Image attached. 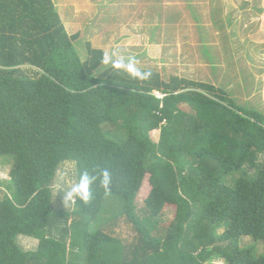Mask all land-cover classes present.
Wrapping results in <instances>:
<instances>
[{
	"label": "trees",
	"instance_id": "1",
	"mask_svg": "<svg viewBox=\"0 0 264 264\" xmlns=\"http://www.w3.org/2000/svg\"><path fill=\"white\" fill-rule=\"evenodd\" d=\"M251 40L264 42V6ZM78 45L52 0H0V160H10L0 179V264H264L255 245L264 246V113L213 83L100 70L104 51L88 44L83 59ZM262 91L264 100V80ZM65 161L77 180L110 168L111 196L97 184L91 205L54 210ZM246 165L252 175L223 182ZM109 206L138 234L134 247L98 226ZM166 207L175 211L165 221ZM20 234L36 248L23 249Z\"/></svg>",
	"mask_w": 264,
	"mask_h": 264
},
{
	"label": "rangeland",
	"instance_id": "2",
	"mask_svg": "<svg viewBox=\"0 0 264 264\" xmlns=\"http://www.w3.org/2000/svg\"><path fill=\"white\" fill-rule=\"evenodd\" d=\"M69 34L78 33L79 51L84 59L89 55L87 45L104 52H119L135 56L142 70L157 72L163 79L171 76L222 86L237 103L256 108L264 113V42L254 43L251 35L263 21L264 0H52ZM28 71V66H22ZM107 68L104 65L100 70ZM157 96L161 95L155 91ZM110 126L112 131L115 126ZM159 129L150 132L158 141ZM264 160V154L258 162ZM10 160H0V179L8 180ZM252 175L254 167L246 165L224 177L232 186L245 172ZM67 174L69 182L77 180L73 162H62L56 180ZM54 185V184H53ZM121 205L119 196H112ZM137 213L148 212L142 200L135 202ZM54 210L73 209L63 203V193L53 189ZM117 208L109 206L99 225L106 233L120 238L128 247L138 243V234L125 215L113 217ZM174 207H166L163 219L170 220ZM74 216H70L67 225ZM100 219V217H99ZM159 228V227H158ZM222 231V229H219ZM58 231H53V234ZM242 244H252L250 237L241 238ZM25 250L36 248L38 240L18 236ZM259 252L264 251L255 242ZM73 258V257H72ZM71 259L69 258V261ZM31 264H40L32 262ZM211 264H226L222 258H213Z\"/></svg>",
	"mask_w": 264,
	"mask_h": 264
},
{
	"label": "clouds",
	"instance_id": "3",
	"mask_svg": "<svg viewBox=\"0 0 264 264\" xmlns=\"http://www.w3.org/2000/svg\"><path fill=\"white\" fill-rule=\"evenodd\" d=\"M102 64L116 72L125 73L132 79L144 82L152 78L151 71H144L138 67L140 61L135 56H124L119 52L105 51L102 56ZM104 191L105 196H111L113 173L110 168L85 169L80 173L78 180L69 182L67 174H61L53 185L56 194L63 193V203L68 208L83 201L89 206L94 199L93 186L97 185Z\"/></svg>",
	"mask_w": 264,
	"mask_h": 264
},
{
	"label": "crops",
	"instance_id": "4",
	"mask_svg": "<svg viewBox=\"0 0 264 264\" xmlns=\"http://www.w3.org/2000/svg\"><path fill=\"white\" fill-rule=\"evenodd\" d=\"M18 236H27V235L20 234V235H18ZM28 237H31V236H28ZM31 238L37 240L36 238H33V237H31ZM17 240H18V237H17Z\"/></svg>",
	"mask_w": 264,
	"mask_h": 264
},
{
	"label": "built area",
	"instance_id": "5",
	"mask_svg": "<svg viewBox=\"0 0 264 264\" xmlns=\"http://www.w3.org/2000/svg\"><path fill=\"white\" fill-rule=\"evenodd\" d=\"M159 96H161V95H159Z\"/></svg>",
	"mask_w": 264,
	"mask_h": 264
}]
</instances>
